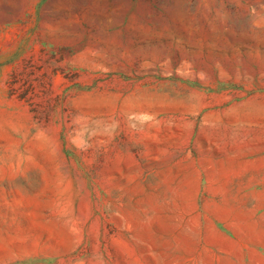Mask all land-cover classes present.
Listing matches in <instances>:
<instances>
[{"label": "rangeland", "instance_id": "rangeland-1", "mask_svg": "<svg viewBox=\"0 0 264 264\" xmlns=\"http://www.w3.org/2000/svg\"><path fill=\"white\" fill-rule=\"evenodd\" d=\"M0 264H264V0H0Z\"/></svg>", "mask_w": 264, "mask_h": 264}]
</instances>
